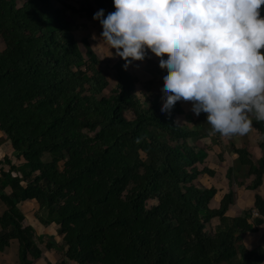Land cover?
Returning <instances> with one entry per match:
<instances>
[{"label":"trees","instance_id":"16d2710c","mask_svg":"<svg viewBox=\"0 0 264 264\" xmlns=\"http://www.w3.org/2000/svg\"><path fill=\"white\" fill-rule=\"evenodd\" d=\"M98 2L105 15L115 11L113 0ZM67 11L93 20L98 10L0 0V131L13 149L0 160V222L13 228L0 236V250L16 239L21 264L42 256L19 208L33 200L59 225L66 257L77 264H264V246L246 242L264 228V154L256 159L248 132L242 146L231 143L236 163L224 176L231 186L234 167L245 168L249 183L239 186L253 204L229 216L237 194L215 184L211 142H199L214 132L179 125L178 102L171 114L159 101L142 102L124 59L111 66L112 85ZM250 127L264 149V120L253 114ZM215 156L225 163L222 151Z\"/></svg>","mask_w":264,"mask_h":264},{"label":"clouds","instance_id":"9594fccd","mask_svg":"<svg viewBox=\"0 0 264 264\" xmlns=\"http://www.w3.org/2000/svg\"><path fill=\"white\" fill-rule=\"evenodd\" d=\"M93 14L124 69L150 51L165 68L161 111L190 101L212 132L243 135L264 120V0H113ZM93 39H97L93 34ZM115 50L113 53L112 50ZM111 55V56H112Z\"/></svg>","mask_w":264,"mask_h":264},{"label":"crops","instance_id":"0c3cea01","mask_svg":"<svg viewBox=\"0 0 264 264\" xmlns=\"http://www.w3.org/2000/svg\"><path fill=\"white\" fill-rule=\"evenodd\" d=\"M65 1L77 7L78 3L81 6V3L84 0H75V2L74 0H65ZM88 2L91 3L95 2V4L92 5L96 10H99L98 0H88ZM58 6L61 7L60 4ZM80 6L77 8H82ZM69 12L70 11H67V15L70 17L72 23L75 24L78 35L83 36L80 39L87 38L90 41L91 45L95 44L100 51V48H102L101 45L104 44L100 43L99 40L100 33L102 31V26L100 25L99 21H96L94 19L83 20V18L80 19L78 16L73 17L71 12L70 13ZM75 17L79 18V21L76 20ZM76 21H78L79 24L82 21L81 26H78V23H76ZM93 34L96 35L97 39L92 38ZM93 49L95 48L93 47ZM94 51H96V49ZM104 51H106V53L108 54L106 56L108 57L113 56V59L116 60L122 59L118 56L112 55L110 49L105 45H104ZM112 51L113 53L115 52L114 49ZM165 70H166L165 68H161L159 66V57L155 56V54L151 53L150 51L147 53L144 60L133 61L131 65L127 68V71L131 74V76L135 80L137 79L135 81L136 90H137L136 92H139V94L142 95L144 94L145 101L147 100L159 101L161 106L165 98L162 93L163 79L160 77V75H163ZM178 103L180 104L181 107L184 106V103L185 104L187 103V109H184L183 107L184 109L183 114L177 116V123L179 125L185 126L190 129H197L200 131L203 130L204 128L208 129L211 127V125H209L206 122V113H201L199 116L194 114V112L191 110L192 105L190 101L182 100V101H178ZM176 106H177V102L171 110L165 112L171 114L172 112L175 111ZM252 118H253V114H249L250 123L252 121ZM210 131L211 129L209 130V132ZM248 133L251 135L250 138L256 137V130H254L252 127L249 128ZM5 139H6L5 135L3 134V132L0 131V160H3L6 156L11 157L13 155V149L8 141L5 142ZM206 139L207 138L199 139V142L208 141ZM249 143L251 145L252 144L255 145V139L253 141L251 140ZM211 159L212 158H210V160ZM7 192L10 193V190L7 189ZM239 207H240V201L237 205V209L230 211L233 214L230 215L229 212L228 215L229 216L241 215L242 214L241 212L243 211ZM19 208L23 212L25 217V220L23 222L24 227L30 226L36 231V236H37L36 242L38 247L42 250V256L39 259L32 260L31 264H77L66 257L67 247L64 245V241L62 237L59 236L58 234L59 225L47 221L48 214L40 210V207L36 201L33 200L25 201L19 205ZM6 210H7V206L0 199V219L4 215ZM212 225L215 227L214 224ZM12 230H13L12 226L4 228L0 222V236H4L5 234L9 233ZM247 240L249 241L250 239L247 238ZM53 242L55 246L52 248H48L47 244ZM20 255H21V245L18 240L13 239L9 242L8 246L4 247L3 250H0V264H21Z\"/></svg>","mask_w":264,"mask_h":264},{"label":"rangeland","instance_id":"374dc122","mask_svg":"<svg viewBox=\"0 0 264 264\" xmlns=\"http://www.w3.org/2000/svg\"><path fill=\"white\" fill-rule=\"evenodd\" d=\"M74 2H75V0H74ZM92 4L94 5L95 2L91 3V2H88V0H84L81 3V6L78 3L77 7L80 6V7H86V9H89V8L93 7ZM79 18L80 19L83 18V20H91V19H88L86 17H79ZM79 18L75 17V19L78 20V21H79ZM78 21H76V23H78ZM81 22H80V24L78 23V26H81ZM74 33H75L76 37L78 38V40L81 43V39L80 38H82L83 36H79L77 30H75ZM91 42H93V41H91ZM4 47H5V45H4L3 39L0 37V49H4ZM92 47H94L96 49L95 52H97L98 56L100 57V60L103 61L104 65H106V67H105L106 68V73H107V75L109 77V80L111 81V84L114 85L115 82H116V80L113 78L114 75H115V71H113L111 69V66H112L113 62L116 61V59H113V56L112 57L106 56L108 54L106 53V51H104V45H101V47H102V48H100L101 52L99 51V49L96 47L95 44L92 45ZM83 50H84V52L86 51L84 48H83ZM160 77L163 79V75H160ZM136 93H137L138 98L142 102H144L145 101L144 94L143 95L139 94V92H136ZM109 95L110 94L108 93V96ZM183 107H184V109H187V103L186 104L184 103ZM183 107H181V108L184 111ZM182 123H183V121H182ZM210 129H211V127H210ZM210 132H212V130ZM209 134L210 135L208 136V138L206 140H208V142L209 141L211 142L212 152H213V156L211 157L212 159H211V162H210V166L212 168L216 169L217 172L219 173V175L221 176L220 177L218 175L216 177L215 184L217 186H219L218 188H220L224 192H229L231 190V188L234 189V191L237 194V199H238L237 202L239 203V201H240V207L239 208H241V210L244 211V209L247 208V207H250L252 205V202H253V200H252L253 197H252L251 191L247 190L246 186H244V187H240L239 186V181L240 180H243L245 182V184L249 183L248 174H247L246 169L245 168H240L239 165H237L236 168L234 167V169L236 170L235 171L236 172V175H235L236 177H234V179H233V181L231 183L232 187L230 186L229 180L224 176V174L228 170V168L232 167L233 163H234V165L236 163L235 158L232 157L233 153H232L231 143L234 142V144L237 147L242 146V144H241L243 142L242 137H241L240 134L221 135L220 133H217V132L216 133H209ZM250 136L251 135L248 133V138H250ZM251 140L253 141L254 138L251 137L249 139V141H251ZM5 142H7L6 139H5ZM195 144H197L196 141H195ZM220 151L223 152L225 160H226L225 163H223V164H221L218 161L217 156H215ZM251 152L254 154L256 159H260L263 156V154H264V149H261V148L257 147L256 142H255V145H253V144L251 145ZM260 191H261V194L264 196V187H261ZM214 200L216 202L219 201V199H214ZM232 214L233 213L230 212V215H232ZM212 224H214L215 227L212 226L211 228H213V229L216 228L218 226V224H219V220H217V219L213 220ZM246 242L248 244V247H250V248L252 246L256 245V244H260V245L264 246V228L259 233H256L254 236L252 235V237L250 238L249 241L246 238Z\"/></svg>","mask_w":264,"mask_h":264}]
</instances>
